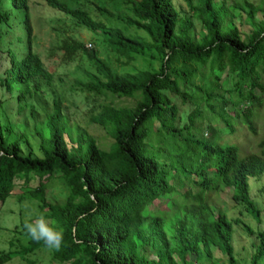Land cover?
<instances>
[{
	"label": "trees",
	"instance_id": "16d2710c",
	"mask_svg": "<svg viewBox=\"0 0 264 264\" xmlns=\"http://www.w3.org/2000/svg\"><path fill=\"white\" fill-rule=\"evenodd\" d=\"M72 1L79 4H46L100 33L116 55L151 51L160 59L159 70L119 73L93 48L73 38L62 40L58 49L66 61L82 54L95 68L96 74L84 85L87 92L135 103L97 106L91 119L111 138L107 150L85 129H71L57 100L48 115L49 132L39 133L41 156L24 154L20 142L4 135L0 124V204L12 194L16 176H23L25 184L31 175L38 177L37 187L26 192L40 210L49 208L46 217L65 237L59 250L48 248L27 235L23 221L20 227L27 242L17 250L0 251V264L14 256L33 264L27 254L42 248H48L50 259L59 264H218L213 248L226 256L227 264H237L234 221L225 211L212 210L210 199L231 188L233 201L259 216L248 179L264 172V148L242 154L231 142L205 144L203 133L207 130L210 136L212 125L204 124L203 106L219 116L226 134H235L239 127L257 134L264 98V4L246 3L252 30L245 41L232 23L231 11L213 0H198V7L193 0H183L190 16H180L171 0H126L135 17L129 23L146 38L124 35L96 21L85 3ZM1 2L0 25L8 24L10 16ZM11 6L24 13L27 47L20 58L12 54L0 84L8 91L16 88L21 103L43 92L51 73L32 51L28 0H11ZM256 13L261 20L255 21ZM53 178L68 190L62 203H50L44 194L45 182ZM159 202H164L163 208L157 207ZM259 238L250 264L264 257V233ZM145 246L155 258L142 253Z\"/></svg>",
	"mask_w": 264,
	"mask_h": 264
},
{
	"label": "rangeland",
	"instance_id": "374dc122",
	"mask_svg": "<svg viewBox=\"0 0 264 264\" xmlns=\"http://www.w3.org/2000/svg\"><path fill=\"white\" fill-rule=\"evenodd\" d=\"M85 3L90 15L99 22L111 28H117L128 37H145V34L130 24L135 19L130 4L126 0H78ZM180 16H190L192 13L183 0H171ZM217 4L224 3V7L231 11L232 23L247 41L252 25L247 19L246 3L261 6L264 0H213ZM2 9L10 16L8 24L0 25V81L5 77V70L11 65V56L20 58L26 51L27 33L22 24L23 11L11 6V0H2ZM72 7L78 4L68 0ZM199 6L198 0H193ZM237 7L234 9L233 7ZM28 12L32 26V51L39 54L45 68L51 73L49 84L43 85V92L28 98L27 101L17 102V89L8 91L0 84V124L3 134L10 140H18L24 154L32 152L41 156L40 134L49 132L48 115L53 111L54 101H59L63 117L68 126L73 129L75 125L85 129L97 140L99 146L107 150L112 142L103 128L93 123L91 117L98 111L97 106L112 103L115 106H132L135 103L131 98H113L109 95L96 96L87 92L84 85L96 74L95 68L86 55L78 54L71 61H66L58 46L64 39L73 38L84 46L96 51L97 56L112 69L121 72H135L137 70L158 71L160 59L146 50L144 53H131V55H116L106 46L103 36L84 26L59 10L46 4V0H28ZM195 29L201 30L199 21L194 17ZM228 20V18H226ZM261 20V14L256 13L255 21ZM256 94L259 92L256 90ZM204 110V124L208 122L211 134L207 130L203 133L205 144L213 145L219 141L222 144H237L242 154L260 153L264 148V98L260 115L256 121L257 134L252 135L246 128L239 127L235 134H226V127L219 116L210 112L206 106ZM228 111H232L230 108ZM69 145H72L65 135ZM263 141L261 147L260 142ZM38 177L31 175L29 182L24 183L23 176H16L12 194L0 204V251L17 250L27 242L20 223L35 219L41 213L50 214L47 206L39 209L38 201L26 192L37 187ZM249 194L259 209V216L253 215L242 204L232 199V189L223 188L210 200V207L218 211H225L228 218L234 221L232 232V245L237 264H250L252 255L256 252L259 243V233H264V172L261 176L249 177ZM32 190V191H33ZM30 191V192H32ZM68 190L58 178L45 182L44 194L50 203H62ZM159 202L157 207H164ZM163 204V205H162ZM162 205V206H160ZM249 228V230H247ZM147 258H155L150 246L142 248ZM213 256L218 264H227V258L217 248H213ZM27 259L33 264H59L50 259L48 248L36 250L27 254ZM195 257L189 255V259ZM5 264H27L19 256H14ZM264 264V257L259 261Z\"/></svg>",
	"mask_w": 264,
	"mask_h": 264
},
{
	"label": "clouds",
	"instance_id": "9594fccd",
	"mask_svg": "<svg viewBox=\"0 0 264 264\" xmlns=\"http://www.w3.org/2000/svg\"><path fill=\"white\" fill-rule=\"evenodd\" d=\"M23 227L32 240L42 241L48 248L59 250L64 243V231L51 223L43 213L34 220H26Z\"/></svg>",
	"mask_w": 264,
	"mask_h": 264
}]
</instances>
